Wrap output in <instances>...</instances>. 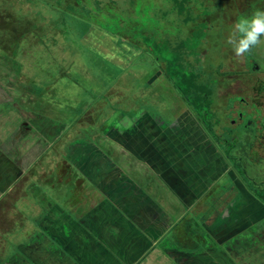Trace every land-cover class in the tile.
<instances>
[{
    "label": "rangeland",
    "instance_id": "374dc122",
    "mask_svg": "<svg viewBox=\"0 0 264 264\" xmlns=\"http://www.w3.org/2000/svg\"><path fill=\"white\" fill-rule=\"evenodd\" d=\"M88 1V5L92 4L91 13L85 11L82 17L74 14L85 5L72 4L71 0L66 3L61 0H9L6 5H0V42L7 47H0V146L3 141L6 142V134L15 130L16 120L23 121L18 118L21 115L26 118L25 125L36 115L52 120L63 132V138L53 144L33 169L25 172L22 180L0 202V232L11 227L13 234L18 231L20 239L32 236L36 230L35 215L41 213L36 207L29 210V205L38 204L43 196L51 199L61 196L59 186L58 190L50 187L48 181L56 173L61 177L69 173L60 168L66 163L64 157L70 152L69 147L73 145L72 148H76L78 145L73 142L93 143L102 152L108 146L112 153L116 150L115 145L105 138L103 131L122 114L126 117L138 110L147 111L167 123L172 120V107L176 98L181 97V88L190 84L181 80L184 75L191 77L197 73L204 76L205 71L223 70L220 61L221 50H224L223 37H228L231 26L227 25L229 30L223 33L220 24L200 23L192 17L194 9L210 17L219 14L223 0H211L210 5L203 6L206 0H193L192 9L191 5H183L187 8L186 12L189 10L192 14L189 15L192 24H195L189 32L185 30L188 24L183 20L185 10L179 19L172 21L177 12H171V0H156L159 10L155 18L152 16L148 20L143 12L135 17V0H115L117 5L114 7L112 4L111 10L115 20L111 25L129 37L112 34L109 26L99 23L101 19L96 17L98 11L93 6L96 0ZM246 3L248 16L264 7V0H247ZM146 4L141 6L150 9ZM134 23H139V26ZM142 29L147 34H139L143 33ZM227 50L232 51V48ZM232 54L236 65L227 70L233 68L248 74L229 81L228 85L225 82L226 86L219 90L218 97L224 103H220L222 108L217 112L215 109V112L221 116V123L217 125L218 116L212 111H207L206 124L201 122L198 114L202 113L203 106H207L204 99L192 102L186 97L184 102L205 134L212 139L214 147L224 156L229 168L237 174L245 169L253 184L259 183L257 190L254 185L249 186L254 189L252 193H261L256 201L264 206V116L255 100L247 102V97H244L254 79L264 78V44L246 55L247 59L237 58L234 52ZM233 77L229 74L227 79ZM233 94L238 96L228 97ZM260 98L263 100L264 95ZM235 103L252 111L244 114V118L252 117V123L247 125L236 121L233 125L231 115L237 108L233 106L231 109V105ZM240 112L242 118L245 112ZM210 124L224 141L215 139L207 131L206 127ZM92 134H97L98 138H91ZM43 138L41 136V143L45 147L47 141ZM29 147H25L19 159L22 155L24 160L32 157L34 153H27ZM72 172L75 174L77 170ZM228 178L221 183L228 182ZM31 181H36L38 188L34 193L31 187L35 182ZM203 202L180 223V227L183 228L187 222H195L197 225L193 226V230L203 234V211L213 207L208 197ZM250 205H254V210L258 209L257 204L250 202ZM19 208L24 210L17 215ZM246 223L248 228L227 241L224 248L233 252V258L238 263L264 264V207L260 212L249 215ZM1 235L0 241L4 237L6 243L14 245L17 242L15 237L8 240L9 236ZM215 262L219 261L216 259Z\"/></svg>",
    "mask_w": 264,
    "mask_h": 264
},
{
    "label": "crops",
    "instance_id": "0c3cea01",
    "mask_svg": "<svg viewBox=\"0 0 264 264\" xmlns=\"http://www.w3.org/2000/svg\"><path fill=\"white\" fill-rule=\"evenodd\" d=\"M175 102L172 120L158 119L176 124L174 130L187 127L192 134L200 128L199 135L207 136L184 100L178 97ZM23 116L0 146V202L63 138L52 120L34 115L25 125ZM159 125L154 116L138 110L126 117L122 114L103 131L115 145L112 153L108 146L102 152L93 143L73 142L78 145L69 147L71 161L67 152L60 168L69 173L63 177L56 173L48 181L50 187L58 190L59 186L61 196H43L27 207L41 213L35 215L36 230L26 240L19 238L18 231L13 234L11 227L1 230L17 242L6 243L1 237L0 264H242L224 245L248 228L250 202H259L237 199L221 217L214 215L213 207L205 209L203 234L195 233V222L180 227L198 209L219 174L201 176L194 160L171 143ZM41 136L47 141L45 147ZM27 145V153L34 154L27 160L22 155L21 160L18 157ZM31 182H35L34 193L38 188L36 181Z\"/></svg>",
    "mask_w": 264,
    "mask_h": 264
},
{
    "label": "trees",
    "instance_id": "16d2710c",
    "mask_svg": "<svg viewBox=\"0 0 264 264\" xmlns=\"http://www.w3.org/2000/svg\"><path fill=\"white\" fill-rule=\"evenodd\" d=\"M7 1H9V0H0V5H2V4H3V6L6 5ZM13 1L16 2V1H22V0H13ZM61 1L63 3H66L70 0H61ZM107 1L108 0H96L95 3L93 4V6H95V8H96V11H98L96 14V17H100V19H101V21L99 23L106 24L107 27L109 26L110 29L112 30V34L119 35V36L121 34L122 37H129L125 33H120V31H118L116 27L111 25V23H113V20H115V17L113 16V13L111 12L112 4L114 5V7L117 4L114 3L115 0H109L108 2ZM246 1L247 0H238V1H233L232 3H230L227 0H223V7H221V10H219L221 13L219 12V14H217V15L215 14L213 17H210V15H204L203 12H202L203 13L202 14L201 10H198V9H194L195 10L194 15H192L189 12V10L186 12L187 8H184L183 5H186V6L191 5V9H192L193 0H171V8H172L171 12L172 11L177 12V15H173L172 21H175L174 20L175 18L179 19V17L181 16V13L186 9L185 10L186 17H184L183 20H184V23L188 24V26L185 28V30H188V32L192 31V27L195 25V24H192L193 21L191 20L192 18L190 17V15H192V17H195L197 21H200V23L207 22L210 24H220V26L223 27L222 32L227 33L229 30V29H227V25L231 26V28L229 30V32H230L233 25L235 24L237 19L241 16V14L242 13H244L245 15L248 14L249 10H247ZM71 2H72V4H76V5H85L81 9H78L77 11H75V8H74L73 12L75 11V13H76V14H74V16L82 17L85 11H90L89 14L91 13L92 4L90 3L89 4L90 6H89L88 0H71ZM134 3L136 6L135 7V10H136L135 17L138 18L137 14H139L140 12H143L144 14L147 15V20L149 17H152V16H154V18L156 17L157 10H159V8H157V5L155 4V3H157L156 0H139L138 3H136V0H135ZM142 3L143 4L147 3L146 5L150 6L151 8L145 9V7L141 6ZM210 3H211V0H206V3H203L202 6L204 4L210 5ZM137 7H139V8L137 9ZM166 10L168 11L167 8H166ZM261 10H264V7H262ZM196 14H197V16H195ZM135 17H133V18H135ZM202 17H205V18L202 19ZM0 19H1V17H0ZM170 23L174 24L175 22H170ZM135 25L139 26V23H136ZM142 32L143 33H139V34L142 35V34L146 33L145 31H143V29H142ZM148 35H150V34L148 33ZM0 37H2V36H0ZM226 40H227V37H223V45L224 46L222 47V49L224 48V50L223 51L221 50L222 56H220L221 57L220 61L223 65L222 66L223 70L215 69V70H211L209 72L205 71V73L203 75L205 76L206 74H208L207 75L208 77L206 76V79H204V76H202L201 74L199 75L197 73H195L196 74L195 76H191V77L184 75L183 78L181 79L183 82H190V84H188L187 87L181 88L180 91H182V93H180V95H181L180 98L183 100L186 99V97L189 99L191 98L192 102L197 101V100L202 98V100L204 99L203 101H205L204 103L207 105L204 108V106H203L204 103H202L203 104V105H201V106H203V108L201 109L202 113L200 112L201 114H198L199 119L201 120V122L203 124H206V122H204V119H205V116L207 115V111L208 112L212 111L213 113H215L214 115H216L217 109L222 108V105H220V103H224V100L222 101L221 99H219L218 92L221 88H224L226 86L225 82L228 85V84H230L231 81L235 80L236 78H241V77H244L248 74V73L244 74L243 70H233V68L230 70L229 69L227 70V68H231L232 66L236 65V61L233 60V54H232L233 51L227 50L228 48H231V46L226 43ZM0 47L7 49L4 42H0ZM231 54H232V56H231ZM246 55L248 56L250 54H246ZM229 57L231 59L230 60L231 63L229 62ZM245 59H247L246 56H245ZM229 74H232L235 77H233V79L228 80L227 76ZM254 81L255 80H253V82ZM5 101H7V100H5ZM5 101H2V102H5ZM215 109H216V112H215ZM216 116H218V119L216 122H217V125H219L221 123L220 122L221 116L219 114H217ZM208 127H206L207 131H209L215 139L224 141V139L221 138L222 135L215 133L214 128L211 124ZM243 171L244 170H242L241 172H243Z\"/></svg>",
    "mask_w": 264,
    "mask_h": 264
},
{
    "label": "flooded vegetation",
    "instance_id": "af4514ba",
    "mask_svg": "<svg viewBox=\"0 0 264 264\" xmlns=\"http://www.w3.org/2000/svg\"><path fill=\"white\" fill-rule=\"evenodd\" d=\"M254 80L255 81L252 83L250 91L247 90L244 97L245 96L247 97L245 98L247 102L249 100H255L258 107L260 108L261 115L264 116V98L263 100H261L260 98L261 96L264 95V78H259V79L257 78ZM248 91L250 94H248ZM236 96H238V94H233L228 97L234 98ZM245 100L243 101L245 102ZM233 106H236L238 110L237 113H236L237 110L235 111L233 110L234 113L233 115H231L232 116L231 118L234 120V124H233L234 126L236 125L237 122H240L242 124H244L245 122L247 123V125L249 123H252L253 121L252 117L244 118L245 117L244 114H249V112L252 113L250 109L247 110V108L240 106L238 103L237 104L235 103V105H231L232 107L231 109H233ZM241 110L245 112L243 113L242 118L240 116ZM154 120L156 121V123H158V125L161 123L164 126L163 133L168 137L170 142L173 144H177L182 150V152L186 151V155H189L190 158L194 160L195 166L198 169L199 174L201 176H205V175L210 176V174L211 176H213L214 174H219V176L217 177V183H215V185H212V188L206 194V197L214 201L213 210H212L214 215L217 214L221 217L223 210L225 211L229 207L233 206L232 205L233 202H235L237 199L250 198V199L256 200V198L258 199L260 198L261 193L260 195L256 193H252L254 189L259 188L258 187L259 183L253 184V181L250 180L251 178L247 175V172L245 171V169H243L244 170L243 172H238L239 174L231 170L224 156L221 154L219 150H217L214 147L212 139H210L209 136L199 135L200 128L199 130H197L198 132L196 134L195 133L192 134L189 132L187 127L186 128L178 127L176 130H174L173 128L175 127L176 124L168 123L166 125L162 123V121H160L155 116H154ZM247 120H250V121H247ZM196 125L197 124H195V126ZM198 127H200V125ZM94 137H97V134L95 135L92 134L91 138H94ZM201 137L203 138L200 139ZM68 154H69L68 157L70 160L71 154L70 152H68ZM72 162H73V159H72ZM225 178H228L229 180L228 182L226 181L227 183L225 182L224 184H222L221 182ZM202 179L204 182L208 180L207 177L206 178L204 177ZM249 184L254 185L255 186L254 189L250 188ZM259 192L260 191H258L257 193ZM250 207L251 209H249V213H250V216H252L255 214V212H260L264 206L259 203L257 205V208H258L257 210L252 209L253 206L251 205Z\"/></svg>",
    "mask_w": 264,
    "mask_h": 264
},
{
    "label": "clouds",
    "instance_id": "9594fccd",
    "mask_svg": "<svg viewBox=\"0 0 264 264\" xmlns=\"http://www.w3.org/2000/svg\"><path fill=\"white\" fill-rule=\"evenodd\" d=\"M226 43L231 46L237 58L251 54L257 46L264 44V10L256 9L250 16L237 19ZM118 131H123L118 129Z\"/></svg>",
    "mask_w": 264,
    "mask_h": 264
}]
</instances>
